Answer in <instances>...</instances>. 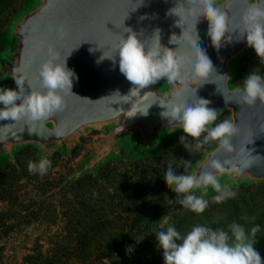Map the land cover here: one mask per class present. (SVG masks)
Wrapping results in <instances>:
<instances>
[{
    "label": "water",
    "instance_id": "obj_1",
    "mask_svg": "<svg viewBox=\"0 0 264 264\" xmlns=\"http://www.w3.org/2000/svg\"><path fill=\"white\" fill-rule=\"evenodd\" d=\"M180 2L27 0L2 34L1 42L5 47L0 53V88L15 89L12 77L26 74L32 87L40 90L38 73L47 59L49 46L60 53L61 62L67 57V67L74 71L78 79L73 80V94L66 97L67 107L63 112L33 124L31 132L27 125L23 126V122L0 129V163H14L17 154L27 147L36 149L39 159L56 153L66 155L75 148L81 135L91 130H103L105 135L97 151L87 161V171L116 159L118 150L124 146L136 157L157 152L167 138L179 140L184 135L181 125L169 124L167 118L161 116L167 109L160 104L172 101L174 94L181 90H184L185 99H193L196 90L198 98L210 101L209 107L222 111L219 117L229 114L239 132L231 140L232 154L226 156L217 143L204 152L190 172L199 174L210 158L230 159L237 152V158H250L252 164L242 172L239 169L230 171L221 177V182L231 187L264 184V103L258 101L251 107L240 106L237 90L242 86L232 84L237 76V61L253 51L246 39H238V30L226 33L224 40L228 36L231 40L217 49L207 35L208 21L201 18L196 25L198 46L205 50L215 69L206 82L192 76L189 65L183 77L174 83L161 79L155 85L131 93L138 86H134L119 71L118 55L115 62L107 58L101 60L103 53L111 55L122 35L127 36L124 32L126 28H131L138 38L150 45L158 42L153 33L159 28L162 46L173 50L178 48V44L169 43L174 34V41L180 43L178 53L194 52L183 38L175 36L182 32L177 23L184 26L185 21H178V16L168 14ZM255 2L217 1L233 24H238L245 9ZM195 19L188 17L190 28L194 29ZM61 24L66 26L67 35L58 38L55 29ZM27 80L25 89L30 93ZM146 112V115L143 114ZM13 123L10 120L0 121V127ZM210 191L211 188L208 194ZM136 255V252L129 251L124 264H135ZM261 258L264 261V257Z\"/></svg>",
    "mask_w": 264,
    "mask_h": 264
},
{
    "label": "clouds",
    "instance_id": "obj_2",
    "mask_svg": "<svg viewBox=\"0 0 264 264\" xmlns=\"http://www.w3.org/2000/svg\"><path fill=\"white\" fill-rule=\"evenodd\" d=\"M168 14L178 16V21H185L184 26L176 22L182 32L175 36L183 38L194 52L178 53L180 43L174 41V34L169 43L178 44L179 47L173 50L162 46L159 28L153 33V36L158 37L155 45L146 43V40L138 38L135 31L126 28L124 32L127 36H121L111 50V55L103 53L101 57V60L107 58L115 62L118 55L119 71L134 86H138L131 93L133 90L155 85L161 79L169 84L174 83L183 77L189 65L192 76L204 82L208 80L215 69L205 50L198 46L196 25L201 18L208 21L207 35L215 48L219 49L225 41L231 40L230 36L224 40L226 33L238 30V39H246L247 45L255 51L260 62L264 63V0H256L248 6L238 24L232 23L217 0H186V3L181 0ZM188 17H196L194 29L188 26ZM55 31L58 38L67 35V28L63 24ZM66 58L61 62L60 53L54 47H48L47 59L41 64L38 73L40 90L32 87L26 74L12 77L15 89L0 88V121H14L0 129L23 122V126L27 125L31 132L33 124L42 123L66 109V97L73 94V80L78 79L74 71L67 67ZM25 80L31 87L30 93L26 92ZM243 82V87L237 90V103L249 107L258 101L264 103V76L259 74L258 68L251 71ZM209 104L210 101L197 97L196 90L193 99H185L184 90H181L174 94L172 101L160 104L167 109L161 116L167 118L169 124L181 125L184 135L179 137V141L186 150L194 147L196 151H206L205 145L218 142L219 149L228 156L234 152L231 140L238 134L239 128L236 122L227 118L216 123L222 111L209 107ZM143 114L146 115L147 112ZM238 156L236 152L230 159L210 158L206 168H202L199 174L189 171L191 160L180 159L181 164L176 167L170 162L163 180L176 195L175 199L168 198L167 203H179L196 214H202L209 206V199L206 198L209 188L216 193L211 198L214 203L235 198L236 192L227 183H222L221 177L237 169L242 172L252 164L250 158H237ZM51 166L50 159L41 158L35 162L29 161L27 168L30 174L45 175ZM181 166L183 172L178 173L177 168ZM165 196L167 197L166 194ZM255 219V216L251 217L254 226L250 230L233 221L227 225V231L224 228L213 229L197 225L185 236H181L174 225H169L166 230L161 225V230L156 232L155 237L159 248L163 250L164 264H264L260 254L253 248V238L261 231L260 225L254 223ZM177 241L182 243L178 244Z\"/></svg>",
    "mask_w": 264,
    "mask_h": 264
},
{
    "label": "trees",
    "instance_id": "obj_3",
    "mask_svg": "<svg viewBox=\"0 0 264 264\" xmlns=\"http://www.w3.org/2000/svg\"><path fill=\"white\" fill-rule=\"evenodd\" d=\"M24 1L0 0V53L5 47L1 42L2 34L10 19L22 8ZM223 116L226 114L220 116L216 123ZM203 152L204 150L196 151L194 147L186 150L179 140L167 138L155 155L146 154L143 158L139 156L129 159L125 171H120L118 166L111 167V161L104 162L94 172L79 176L57 192V207L63 211L57 216L55 208H52L50 216H45L47 222L57 220L62 223L64 236L56 237L61 240L54 248L17 263L7 260L0 247V264H72V259L81 260V264L93 261L114 264L122 261L124 244L143 235L151 240L144 242L137 263L135 258V264H164L163 250L154 244L158 231L133 232V229L144 222L159 219L168 211H174L176 204L180 205L167 203V199H175L176 194L166 186L163 175L170 162L176 167L181 164L180 159L191 160L193 166L200 160ZM38 160L37 150L27 147L17 154L14 163H0V241L4 235L14 232L23 224L27 214L31 215L30 220L42 222L44 219L42 204L38 205L34 196H31V191L40 188L39 178L42 176L30 174L27 168L29 161ZM177 171L182 173V166ZM30 186L32 190L28 191ZM234 191L235 198L214 203L211 198L216 193L211 189L206 197L209 199V206L202 214H196L182 206L184 213L180 216L171 215L169 225H174L181 236H185L197 225L213 229L224 228L227 231V225L233 221L250 230L254 226L251 217L255 216L254 223L264 229V184L240 185ZM121 215H125V218ZM218 218L221 220L215 224L217 222L213 221ZM121 220L130 224L128 229L116 230L117 224L123 225ZM113 224L115 226L111 227ZM73 241L75 244L70 246Z\"/></svg>",
    "mask_w": 264,
    "mask_h": 264
},
{
    "label": "rangeland",
    "instance_id": "obj_4",
    "mask_svg": "<svg viewBox=\"0 0 264 264\" xmlns=\"http://www.w3.org/2000/svg\"><path fill=\"white\" fill-rule=\"evenodd\" d=\"M26 1L27 0H25L24 3ZM3 46L5 45L3 44ZM255 68H258L259 74L261 76H264V63L260 62L255 51L253 50L250 54L245 55L239 61H237L236 63L237 76L236 78H234L232 84L240 85L243 87L244 78ZM226 118L229 119V114L227 113L226 116L222 117L221 121ZM104 135H105V131L103 130H91L85 132L81 135L79 141L77 142L72 152H69L66 155H60L56 153L53 154L54 156L52 155L49 157L50 160L52 161V166L49 170V174L47 173L48 174L47 176L44 177L43 175H40L42 176L39 178L40 188H38L37 191L34 190L31 191L32 187L30 186V188L28 189V191L32 192L31 196L32 197L34 196V198L36 199L35 202L38 205L42 204L41 213L42 216H44V219L41 220L42 222L30 220L29 216L31 215L27 214V219L26 221L23 222V224L18 226L14 232H9L2 237L0 241V247L2 248L3 255L7 260L21 263L23 260H26L29 257H33L38 254L42 255L43 253L48 252L51 248H54L55 245L60 242L61 238H56V237H59L61 235L64 236V233L62 231L61 221L56 220L55 222H47L45 220V216H50V214L53 212V210H51L52 208H55V213L57 214V216H59L60 212L63 211V209H59V207H57V203L59 199V195H57V192L61 188L70 185V183L74 179H77L79 176L90 172L92 173L96 170L95 169V170L87 171L85 165L87 161L91 158V156L99 148L104 138ZM217 143L218 142H210L208 145H205V147L210 146L209 148H212L216 146ZM155 154L156 152L152 151V152H148L147 155L146 154L145 155L152 156ZM145 155L140 156V158H143ZM135 157L136 156L132 155L129 152L128 147L124 146L118 150V157L116 159L109 161H111V167L118 166L120 171L123 170L125 171L126 167L129 165V159ZM117 161H119L118 164ZM105 187L109 188V185L105 184ZM237 187L238 186L231 188H233L234 191ZM182 212L184 213V209L182 208V206L176 204L174 211H168L166 215L161 216L157 220L154 219L151 222L148 223L144 222L142 224H139L137 227H135V229H133V232L137 230L138 231L141 230L144 232L159 231L161 230V225L164 226L163 230H165L167 228V225L170 224L169 217L171 215L180 216L183 214ZM121 216L122 218H125V215H121ZM127 217H130V215H127ZM220 220L219 218L214 219L213 222L214 223L217 222L215 224H218L219 223L218 221ZM127 223H128L127 221L126 222L123 221L122 222L123 225L119 226L120 224H117L115 227L116 230L124 231L125 229H128V226H130V224ZM110 226L114 227L115 224ZM231 235L232 234L230 232L229 236L231 237ZM232 239H234V237ZM149 240L151 239H149L147 235L137 236L132 238V240L129 243L124 244L125 253L122 261L116 262L114 264H124L127 260V254L129 251L137 253L136 255V263H137L138 256L141 254V250H140L141 247L143 246L144 242L146 241L149 242ZM252 243H253V248L260 254L261 257H264V229L262 227H261V231L257 233V235L253 238ZM73 244H75L74 241L71 242L70 246H72ZM154 244L158 246L157 241H155ZM79 261H76V259L71 260L72 264L80 263ZM90 264H112V263L108 261L107 262L93 261Z\"/></svg>",
    "mask_w": 264,
    "mask_h": 264
}]
</instances>
